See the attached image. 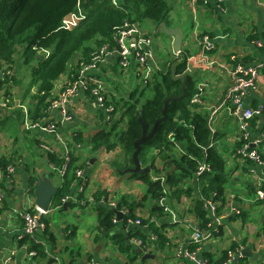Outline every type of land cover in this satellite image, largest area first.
I'll return each instance as SVG.
<instances>
[{
    "label": "trees",
    "instance_id": "16d2710c",
    "mask_svg": "<svg viewBox=\"0 0 264 264\" xmlns=\"http://www.w3.org/2000/svg\"><path fill=\"white\" fill-rule=\"evenodd\" d=\"M77 5L81 6L84 19L72 29H62V21L76 12ZM169 11L170 6L166 0H0V94H2L0 102L6 103L5 107L0 104V128L4 120H11L10 123L18 121L20 128L23 124L24 111L31 122L45 118L51 99L54 97L56 80L68 71L69 81L74 80L81 64L90 60L93 51L103 46H107L110 50L117 49L115 35L126 22L138 24L147 20L156 28L162 22L166 24ZM17 53L22 60V65L29 67L33 75L19 106L13 107L12 85L19 84L12 74L16 65L14 55ZM75 56L77 57L74 64L69 66ZM187 60L188 53L181 47L172 61L161 65L158 71L151 74L145 85L140 83L127 94L126 98L121 99L123 103L121 108L117 102L115 103L111 115L115 117L118 113V118L109 127L97 131L90 140L94 150L102 149L106 153H113L117 148L121 150L119 154L121 159L113 157V162L110 163L112 171L117 176H119L118 171L133 168L132 144L141 136L138 117L149 132L154 122L162 117L161 111L165 97H178L182 94L181 81L172 79V68L174 67L175 75H186V99L171 102L168 105L167 118L157 126L155 135L143 145L138 155L141 168H149L148 174L124 176H131L142 182L145 193H141L140 199H137L135 195L127 194L115 198L106 189L98 188L91 193L95 204H89L84 192L78 193L74 201H71V190L76 185L85 186L88 183V176L84 178L76 176V171H83L85 167L84 163L79 162L81 156L73 150V146L83 143L82 136L78 134L67 142L70 149L68 153L70 161L60 179L61 182L56 186L57 192L52 198L50 209L60 210L63 205L61 200L64 198H68L66 207L90 206L97 217L94 226L96 232L94 242L98 244L104 239L110 243L112 251V255H105L102 259L103 263L96 261L90 251L86 254V263L83 264L146 263L147 260L142 261V255L136 252L137 250L144 252V249L134 247L130 243L132 238L141 240L149 249L151 248L149 254L156 255L166 248H172L165 229L170 224L155 225V222H150L147 218V216L164 217L162 207L156 204L160 199H165L173 209H175L174 204L179 205L182 199H190L189 212L198 221L199 228L213 230L215 227L219 231L218 234L220 233V225L214 224L209 213L204 209L203 200H214L218 204L216 214L221 215L226 205L225 161L211 147L212 135L205 113L199 110V103L186 101L193 97L196 82L186 70ZM90 89L91 87L87 89L88 94ZM102 96L104 97V91ZM22 105L25 107L22 108ZM109 105L105 98L104 106L109 107ZM124 122V128L119 130L118 126ZM249 125L252 137L256 129V119H252ZM244 143L245 140L238 135L232 154L236 160L247 163L250 161L240 153ZM263 146L264 141L259 144V148L262 149ZM177 148L179 152L175 153ZM45 156L47 162L54 167V170L48 174L53 177L65 163V157L62 153H45ZM18 159L15 153L0 156V173H4L6 168L15 164ZM202 165L208 170L197 176V169ZM197 179L196 190L194 182ZM35 181L36 176H32L28 188V193L32 197L35 186L31 184ZM6 188L7 184H3V190ZM261 189L264 190V184ZM194 192L196 197L193 198ZM101 197L116 200L118 203L116 209L127 208L129 215L113 223V219L116 218L113 209L97 204ZM147 199L152 203L151 211L147 216H140L137 208L141 207ZM138 217L142 225H148V229L134 226L124 233V229L128 226L127 221L133 222ZM43 220L46 224V220ZM119 224L124 227L122 232L117 229ZM151 234L155 235L154 242L149 240ZM68 237L70 238L71 235L69 234ZM43 238L45 246L32 244L27 241V238L21 240L20 244H30L29 251L35 252L33 260L49 264L53 262L49 255H60V264H80L83 253L79 248L59 246L47 227H45ZM238 248L233 243L230 249ZM63 252L65 255L62 256ZM207 256H209L207 264H223L226 261V251H223L219 257H212L210 254ZM183 262L182 264H189L187 261Z\"/></svg>",
    "mask_w": 264,
    "mask_h": 264
},
{
    "label": "crops",
    "instance_id": "0c3cea01",
    "mask_svg": "<svg viewBox=\"0 0 264 264\" xmlns=\"http://www.w3.org/2000/svg\"><path fill=\"white\" fill-rule=\"evenodd\" d=\"M170 2L173 4L168 13L170 25L167 26L168 28H179L184 33L182 47L188 53L186 70L196 78L197 93L200 92L199 110L205 113L207 118V125L212 135L211 147L225 161L224 176L227 179L224 192L226 205L221 215H218L221 231L218 235H214L210 241L198 246L197 258L207 260L209 254L212 257H219L223 251L231 248V245L235 243L239 250L244 247L250 249L248 255L244 257H240V252L235 255V264H264V202L254 200L255 189L259 184H264L261 180L264 170L252 162L244 163L233 157L232 150L239 132L237 121L231 117L228 111V92L231 86L230 71L233 66L240 63L254 65L264 62V0H223L221 4L209 3L206 5L199 2L194 13L189 10L187 0H170ZM186 15L189 17L187 18ZM187 23L191 24L192 34L185 33ZM201 35L210 37L213 44L212 51L202 52L198 43V38ZM168 43L172 47L171 38ZM154 47L156 50L155 43ZM155 50L153 48L155 62L160 67L174 59L175 54L172 50L168 55L169 58L162 62ZM118 61L116 53L111 52L101 66L100 72L95 76V79L103 84L104 99L106 98L110 104L109 107L112 108L116 102L120 105L121 99L126 98L127 94L140 84L136 66L131 64L128 68L121 69ZM69 78L68 71L66 76L59 80L54 95L69 82ZM18 104L19 102L15 107L19 106ZM243 106L247 109L261 108V114L256 118V129L252 134L254 139H258L261 132L264 131V76H259L254 88L247 90ZM24 107L25 105H22V108ZM69 111L72 117L69 122H62L57 110L50 111L49 119L54 122L57 134L66 138L68 142L78 134L82 136L83 143L73 146V150L79 156H81V150L86 140L90 141L97 131L109 127L115 121L111 112L100 108L96 100L84 89L69 102ZM21 131L24 133L23 137L18 135L16 139L22 140L24 143L19 144L16 141L6 151L4 146H0V156L15 153V157H21L20 159L24 162L22 170L16 171L4 190L3 208L0 211V249L7 248L15 252L10 264H48L25 256L20 247L21 244L17 240V237L21 235V220L13 211L19 213L26 208L35 206L34 196H31V199L28 195L32 176L46 177L54 186H58L61 182L59 180L54 183V176H48L54 167L47 162L45 152L39 148L42 141L55 145L57 143L53 136L43 135L36 130H24L22 127V130L18 132L21 134ZM13 132L14 130L10 135ZM4 134L6 138L10 137L7 133ZM1 135H3L2 132H0ZM10 140L12 141V137ZM176 150L175 153H178L179 149ZM27 151L30 156L25 154ZM106 154L103 150L104 157ZM94 162L95 160L91 159L87 166L92 167ZM101 171L105 170L101 169ZM83 173L84 178L85 169ZM55 175L59 176L58 172ZM60 178L62 179V177ZM87 182L83 186L86 196L98 188L106 189L102 184L95 186L93 182L90 183L89 180ZM35 183L33 182L31 185L34 186ZM197 184L198 180H195L194 187ZM78 186L76 185L71 190V201H74L79 193ZM194 197H196V193L193 195ZM66 202L63 203L60 210L50 209L48 211L44 218L46 220L45 227L56 238L59 246L79 248L82 251L83 257L79 261L80 264L86 263V254L90 251L96 261L103 263L102 253L106 249L111 250V246L104 239L98 244L94 242L96 213L88 208L66 207ZM156 204L159 205V201ZM190 205V199H182V202L179 205L174 204L175 209H172L176 211L178 218L189 219V216H193L189 212ZM237 208L242 209L238 215L234 213ZM93 218H95V224L91 226L90 221ZM163 223L170 224L165 227L172 245V248L165 249L168 257L161 261H158L159 259L156 261L155 259L147 260L144 264L184 263L182 259L175 256V247L187 241L191 234V226L183 224L172 226L167 216L155 217V225ZM117 229L122 232L124 227L119 224ZM124 233H126L125 229ZM98 247L101 250L97 251ZM61 255L63 256L65 253L63 252ZM49 258L53 261L49 264H60V255H49Z\"/></svg>",
    "mask_w": 264,
    "mask_h": 264
},
{
    "label": "built area",
    "instance_id": "2783aa9c",
    "mask_svg": "<svg viewBox=\"0 0 264 264\" xmlns=\"http://www.w3.org/2000/svg\"><path fill=\"white\" fill-rule=\"evenodd\" d=\"M187 1L189 9L192 13H194L199 2H201L203 5L209 3L221 4L223 2V0ZM84 17L85 16L81 10V6L77 5L76 12L71 13L62 21V29L69 30L74 28L84 19ZM115 41L117 44V49L110 50L107 46H103L91 53L90 60L87 63L81 64L77 77L64 85L51 99V103L46 112L45 118L36 122H31L28 120L26 111H24V130H36L40 133H43V135L53 136L55 138L57 145L42 141L39 148L45 153H62L64 155L65 163L57 170L59 177H63L64 173L66 172L67 165L70 161L68 157L70 149L67 145V139L62 138L57 134L54 122L49 119L50 111L57 110L61 116L62 122L71 121L72 117L71 112L69 111V102L75 98L82 89L87 90L91 87L90 95L96 100L97 105L100 108H104L107 112H112V107L104 106V97L102 96V92L104 91L103 84L101 81L95 79V76L98 74V72H100L101 66L106 61L111 52L116 53L121 69H126L131 64L136 66L137 75L140 79L139 82L143 85L146 84L153 72H156L160 69V65L155 62L152 38L147 33L143 32L136 23L126 22L124 27L116 33ZM198 43L201 46L202 52H210L213 49L212 40L207 35L200 36L198 38ZM230 76L231 86L228 92V98L230 100L228 111L231 117H233L238 123L239 136L241 139L245 140L240 153L245 159L253 162L256 166L264 170V146L262 149L259 148V144L264 141V132L260 136V139H254L251 137V129L249 125V122L252 119H256L261 114V108L254 110L247 109L243 106V99L247 90L254 88L256 80L259 76H264V62L254 65H246L241 63L236 64L230 71ZM190 101L191 103H200V92L194 94ZM23 163L24 162L22 159L19 158L15 164L9 165L4 173H0V211L3 208V184H7L10 181L11 177L15 175L16 171L22 168ZM207 170V167L202 165L198 167L196 175L200 176ZM83 174L84 173L82 170L76 171L77 177H83ZM261 180H263L264 183V172ZM261 186L262 183L259 184V186H257L255 189L254 200L257 202H264V190L261 189ZM78 190L79 193L83 192V186L79 185ZM91 196V194L87 195V200L89 204H95ZM67 200L68 198H64L61 201L62 203H65ZM203 202L204 209L209 213V216L213 220L214 224L219 225L220 218L216 214L218 204L212 199H204ZM97 204L105 205L108 208L113 209V211L121 212L122 217H127L129 215L127 208H122L121 210L116 209L118 204L116 200L105 199L104 197H101ZM159 206L162 207L163 214L170 215L171 224H183L185 226H191L190 237L187 239V241L175 247V256L179 259H182L183 261H187L189 264H207L206 259L200 260L197 258L198 246L213 239L214 235L218 234V229L214 227L213 230H202L199 228L198 221L192 216H189V219L178 218L176 211H174L170 205L166 203L165 199L159 200ZM241 210L237 208L234 213L238 215L241 213ZM13 213L17 214L21 220V235L17 237L18 242H21V240L27 238V241H30L32 244L45 246V242L42 238V233L45 229V223L43 219L48 214V211L33 206L31 208H26L22 212L18 213L13 211ZM147 218H149L150 222H155L154 217L147 216ZM117 222H119L117 218L113 219V223ZM127 224L128 226L125 228L126 232L127 229H130L134 226H141L142 229L145 230L148 229V225H142V221L139 217L133 222L128 220ZM149 240L154 242L155 235L151 234L149 236ZM130 243L134 247L144 249V252L142 253H148L150 250H152L151 248L149 249L146 244H143V242L139 239L132 238L130 239ZM29 245L30 244L24 243L21 244L20 247L23 249L26 257L32 258L35 256V252L29 251ZM239 252V249H227L226 261L223 264H235V255H238ZM14 254L15 252L10 249L1 248L0 264H10Z\"/></svg>",
    "mask_w": 264,
    "mask_h": 264
},
{
    "label": "rangeland",
    "instance_id": "374dc122",
    "mask_svg": "<svg viewBox=\"0 0 264 264\" xmlns=\"http://www.w3.org/2000/svg\"><path fill=\"white\" fill-rule=\"evenodd\" d=\"M166 1H167L168 5L171 7V5L173 3L170 2V0H166ZM186 17L188 18L189 16L186 15ZM168 21L169 20L166 21V24L170 25V23ZM137 25L140 27V29L143 32L147 33L152 38L154 50H155L154 43L156 45L155 53L157 51L156 54H158L160 60L162 62L163 61L165 62L169 58V56H168L169 53L172 51V47H170V44L168 43L170 37H168L167 35L163 34V32H161V31L160 32L157 31V27L155 28L152 25V23H150L147 20H144V21L138 23ZM192 32H193V30H192L191 24L187 23L185 25V33L186 34H189V33L192 34ZM168 44H169V48H168ZM76 57L77 56H75V58L69 63V66H72L74 64V62L76 60ZM14 59L16 60V65L14 67V70H12V72H13L12 74L19 81V84L12 85L11 92L13 94V101H12L11 104L13 105V107H15V105L18 102L20 103L22 101V99H23L22 96H23L24 92L26 91V89H27V87L29 85L31 76L33 75L31 73L29 67H26V66L22 65V60H21V58L19 56V53L14 55ZM66 74H67V72L65 74H63L61 78L66 76ZM192 76L194 77L193 74H192ZM61 78H59L58 80L55 81V83H54V85H55L54 91L56 90L57 84L59 83V80ZM194 79H196V78L194 77ZM32 91H34V90H32ZM196 93H197V87H196V82H195L194 94H196ZM1 97H2V94H0V99H1ZM191 98H190V100H191ZM190 100L187 99L186 101H190ZM0 104L1 105H4V104L6 105V103H4V102H0ZM122 106H123V103L120 102L119 108H121ZM9 111H11V110H9ZM1 115H2V113H1ZM6 115H8V114H6ZM118 116L119 115L117 113L115 115V119H117ZM5 121L6 120H4L2 122L3 125L1 126V128L2 127L3 128L2 129L0 128V132H2V134H3V135L0 136V146H4L6 148L5 149V151H6L9 147L13 146V144L16 141H18L16 139V137L18 135L19 136L22 135V137H23L24 133L22 131H21V134L18 132L19 130H22L23 124L19 128L18 127V125H19L18 121H15L13 123H10V121L8 122V120L6 122ZM124 126H125V122L118 126L119 130L123 129ZM11 128L14 130L12 135H10V133L13 131ZM4 133H7L8 136H10V137L6 138ZM1 137H3V138H1ZM11 137H12V141L10 140ZM18 142H19V144L24 143V141H22V140H20ZM8 145H10V146H8ZM28 151L25 154L30 156V153H28ZM22 152H25V151H22ZM119 154H121V150L117 148V150H115V152L107 153L105 155V157H104L102 149L101 150H94L93 149V143L91 141H87L86 140L84 142L83 148L81 150L80 162L85 164L84 169L86 170V174L88 176V180H89L90 183L93 182L94 183L93 185L96 186L97 184H102L103 186L106 187L107 191L111 195H113L115 198H119L121 195L127 194V195H130V196L131 195H135V196H137L136 197L137 199H140L139 197H141V193H145V188H143L142 182L137 180L134 177H131V176H127V177L121 176V178H120L119 176L121 174H119V176H117V174H115L112 171L111 167H110V163L113 162V157H119L120 158ZM19 158H21V157H19ZM91 159L95 160L94 165H92V167H88L87 163H89V161ZM20 169L22 170V168H20ZM101 169H103L105 171H101ZM108 169H111V170H108ZM60 179L61 178L59 176H57V175H54V177H53L54 183L59 182ZM28 195H29V193H28ZM30 198L32 199L31 196H30ZM83 208H88V209L91 210V208L89 206L83 207ZM150 211H151V202H150L149 199H147V201H144L143 205L141 207L137 208V213L140 216H147L148 213H150ZM94 224H95V218H93L90 221V225L91 226L94 225ZM222 247L224 248L225 244ZM46 248H47V245H46ZM102 254H103V256L101 258L103 259L106 254L112 255V251L106 249L104 251V253H102ZM166 255H167V251H165V250L159 252L158 254H156L155 261L158 260V259H159L158 261H161V259L162 260L166 259V257H168Z\"/></svg>",
    "mask_w": 264,
    "mask_h": 264
},
{
    "label": "water",
    "instance_id": "95a60500",
    "mask_svg": "<svg viewBox=\"0 0 264 264\" xmlns=\"http://www.w3.org/2000/svg\"><path fill=\"white\" fill-rule=\"evenodd\" d=\"M157 31L163 32V34L167 35L168 37L172 39V50H173V53L177 55L181 50L182 41L185 38L183 31L179 28H168L164 22H162L157 27ZM173 68L171 72L172 79L175 81H178V80L181 81L182 94L178 97H171V96L165 97L163 101V108L161 111L162 117L157 119L154 122V125L149 132L146 131L144 124L142 123L140 117H138V122L141 126V136L138 139H136L132 144L133 149H134L132 153V160H133L134 167L125 169L124 171H121V172L118 171V173H120L122 176L126 174H138V175L148 174L149 168L148 167L141 168L139 161H138V155L141 152L143 145H145L149 141V139H151L155 135L157 126L167 118L166 112H167L168 105L171 102L181 101V100L186 99L187 97L186 90H185L186 75L185 74L175 75ZM35 182H36L34 185L35 190L33 193L34 205L42 210L49 211L52 206V198L57 192V187L54 186L51 183V181L46 177H36ZM114 214L117 220L120 221L122 217L121 212L114 211ZM99 250H100V247H98L97 251ZM136 252L139 255H142L141 257L142 261L155 259V255L148 254V253H142L139 250H137ZM249 252H250L249 248L247 247L242 248L240 250V257H244L248 255Z\"/></svg>",
    "mask_w": 264,
    "mask_h": 264
},
{
    "label": "bare ground",
    "instance_id": "6f19581e",
    "mask_svg": "<svg viewBox=\"0 0 264 264\" xmlns=\"http://www.w3.org/2000/svg\"><path fill=\"white\" fill-rule=\"evenodd\" d=\"M229 103H230V100H229ZM255 110V109H254ZM239 132V131H238ZM262 135V134H261ZM260 135V136H261ZM259 139H260V137H259ZM163 215H165V216H167L168 217V219H169V221L171 220V218H170V215H168V214H163ZM176 215H177V213H176Z\"/></svg>",
    "mask_w": 264,
    "mask_h": 264
}]
</instances>
